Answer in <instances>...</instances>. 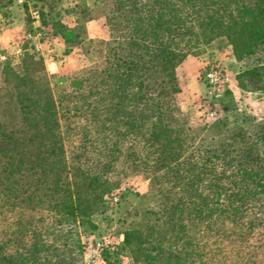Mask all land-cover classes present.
<instances>
[{"label":"trees","instance_id":"obj_1","mask_svg":"<svg viewBox=\"0 0 264 264\" xmlns=\"http://www.w3.org/2000/svg\"><path fill=\"white\" fill-rule=\"evenodd\" d=\"M31 1L46 9L28 31L77 42L80 27L52 13L58 0ZM10 5L0 0L1 16ZM105 14L103 60L55 92L29 52L1 64L0 264H79L78 223L137 172L153 192L124 234L137 264H264L246 246L264 235V122L194 125L173 76L187 53L224 37L246 64L239 87L264 94V0H111Z\"/></svg>","mask_w":264,"mask_h":264},{"label":"rangeland","instance_id":"obj_2","mask_svg":"<svg viewBox=\"0 0 264 264\" xmlns=\"http://www.w3.org/2000/svg\"><path fill=\"white\" fill-rule=\"evenodd\" d=\"M16 0H11V5ZM20 11L19 24L14 20L0 21L6 29L14 28L10 35V47L1 48L0 54L10 59L14 65L20 64L23 52L27 51L40 58L46 72L51 75L50 88L53 92L67 86V76L100 63L104 58L106 43L111 38L106 19V10L111 0H58L52 10L55 18L67 27H80L77 42L66 48L60 37L39 40L40 53L31 50L26 34L28 27L35 28L33 11L46 9L42 2L25 0ZM10 5V6H11ZM26 7V9H25ZM10 11V8L8 9ZM1 39V36H0ZM51 39H58L51 43ZM1 42V41H0ZM37 43V44H38ZM20 54L15 56L16 46ZM68 50L65 53V50ZM229 47L224 37L202 44L198 51L187 53L175 66L173 76L178 91L175 93L177 107L187 113L196 126L208 127L217 121H223L226 128H245L264 122V94L243 90L239 87L236 76L246 64L235 62L229 55ZM5 58V59H6ZM58 59L60 70L52 74L48 66L52 59ZM4 59V60H5ZM0 60V82L1 64ZM222 68L228 81L215 93L204 78L211 68ZM213 115L209 116L208 112ZM151 177L137 172L104 195L103 207L89 218L88 223H78V239L81 246L79 264H137L125 246L124 234L142 223L145 210L151 204ZM118 196L117 203L112 202ZM91 220V221H90ZM246 246H259L258 260L264 259V235L259 230L247 239ZM99 247L97 249V244ZM261 243V244H260ZM260 244V245H258ZM97 250V251H95ZM229 255V253H227ZM230 260V257L227 259Z\"/></svg>","mask_w":264,"mask_h":264},{"label":"built area","instance_id":"obj_3","mask_svg":"<svg viewBox=\"0 0 264 264\" xmlns=\"http://www.w3.org/2000/svg\"><path fill=\"white\" fill-rule=\"evenodd\" d=\"M16 2L20 5H23V3L25 2V0H16ZM32 16L34 19V24L37 23L35 25V28L40 26V19H39V15L37 11H33L32 12ZM26 37L28 40H31L32 38H38V40H40L42 38V35L39 31H35L34 33H27ZM31 50L35 53H40L42 50L41 45L38 44H34L31 47ZM20 54V51L15 52V56L18 57ZM6 58L5 55L0 54V60H4ZM207 85L210 88V92L214 94V96H217V94L215 93L216 91H218V89L220 88V86L224 85L226 83V81H228L227 76L225 75V73L223 72L222 68L216 67V68H211L210 70L205 72V76H204ZM209 116H212L213 113L212 111L208 112ZM119 200L118 196H113L112 198V202L113 203H117ZM99 247V243L97 244V249ZM97 251V250H95ZM92 263H88V264H96V262L91 261Z\"/></svg>","mask_w":264,"mask_h":264},{"label":"crops","instance_id":"obj_4","mask_svg":"<svg viewBox=\"0 0 264 264\" xmlns=\"http://www.w3.org/2000/svg\"><path fill=\"white\" fill-rule=\"evenodd\" d=\"M10 11H9V14L5 17L1 16L0 15V21H8L10 19L14 20L13 23H20L21 21H19V17H20V11L23 10L22 8V5L18 4L17 2L13 3L10 7ZM19 16L16 18V16ZM14 28L12 27L11 29H6V27H4L1 23H0V36H1V39H0V43H1V48H7V47H10V44L9 43V39H10V33L13 30ZM58 39H51V43H54L55 41H57ZM39 42L38 38H32L31 41H29V45L32 46L34 44H37ZM16 49L14 50V52H17L20 50V47L17 45L15 47ZM48 66L50 67L51 69V73L52 74H55L57 73L59 70H60V67H61V64L58 63V59H52L51 62H49Z\"/></svg>","mask_w":264,"mask_h":264}]
</instances>
